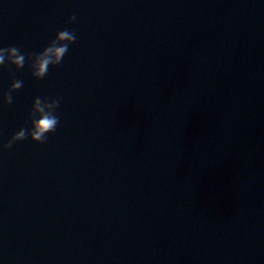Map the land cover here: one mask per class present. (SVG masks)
Returning <instances> with one entry per match:
<instances>
[{
  "label": "water",
  "instance_id": "obj_1",
  "mask_svg": "<svg viewBox=\"0 0 264 264\" xmlns=\"http://www.w3.org/2000/svg\"><path fill=\"white\" fill-rule=\"evenodd\" d=\"M65 28L43 80L0 68V145L62 98L0 151V264H264V0H0V47Z\"/></svg>",
  "mask_w": 264,
  "mask_h": 264
},
{
  "label": "clouds",
  "instance_id": "obj_2",
  "mask_svg": "<svg viewBox=\"0 0 264 264\" xmlns=\"http://www.w3.org/2000/svg\"><path fill=\"white\" fill-rule=\"evenodd\" d=\"M76 16L69 17L67 23L72 24ZM76 33L68 28L59 31L53 40L39 53H25L16 46L0 47V68H14L20 71L28 65L33 79L43 80L50 68L58 67L69 47L75 43ZM21 80H13L10 88L3 93L2 102L5 106L13 103V93L22 88ZM61 97H36L28 113L29 124L19 129L7 143L0 145V151L7 152L13 145L30 139L33 143L43 144L47 137L54 133L59 125L60 116L58 109L61 105Z\"/></svg>",
  "mask_w": 264,
  "mask_h": 264
}]
</instances>
